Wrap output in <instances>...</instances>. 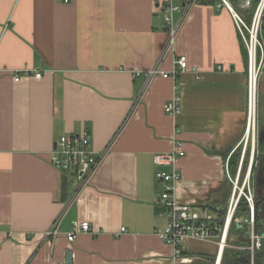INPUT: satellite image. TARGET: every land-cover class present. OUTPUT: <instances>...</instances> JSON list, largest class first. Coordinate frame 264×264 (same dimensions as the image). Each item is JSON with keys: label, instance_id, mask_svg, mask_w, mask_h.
<instances>
[{"label": "crops", "instance_id": "crops-1", "mask_svg": "<svg viewBox=\"0 0 264 264\" xmlns=\"http://www.w3.org/2000/svg\"><path fill=\"white\" fill-rule=\"evenodd\" d=\"M166 1L0 0V264H57L66 250L73 264H205L197 259L213 256L212 245L188 241L176 257L155 234L166 224L153 204L163 188L155 172L168 169L155 155L182 140L179 199L222 208L224 162L239 156L245 128L246 50L229 11L198 0L174 12L170 48ZM262 25L264 41V14ZM177 55L189 69L176 79L135 74L169 72ZM174 95L181 112L169 115ZM259 99L262 123L264 72ZM82 130L99 156L84 183L50 162L56 139ZM74 220L91 230L70 242ZM54 226L59 235L45 236Z\"/></svg>", "mask_w": 264, "mask_h": 264}, {"label": "built area", "instance_id": "built-area-1", "mask_svg": "<svg viewBox=\"0 0 264 264\" xmlns=\"http://www.w3.org/2000/svg\"><path fill=\"white\" fill-rule=\"evenodd\" d=\"M68 2L69 0H63ZM184 0H167L162 6L163 20L169 35V46H173L177 34V24L173 14L181 10ZM249 11V19L238 11ZM217 7L226 8L235 24L238 35L246 50V114L245 128L240 143L241 148L235 170L230 169L232 152L226 156L224 173L229 183V192L222 208L214 212L207 204H194L179 199L177 184L181 178L177 167L179 158L185 155L182 140L173 141V149L166 153L155 155V162L168 169H157L155 177L162 181V190L154 197L153 204L160 207L159 214L166 218L163 228H157L155 234L159 239L173 248V255L184 256L185 245L188 241H199L214 247L212 264H222L226 249L243 250L252 255L255 251L264 250V229L258 227L256 195L253 181L255 166L254 151L257 148L256 134L259 107V78L264 72V41L262 39V24L264 14V0H218ZM187 57L177 55L173 67L169 72L156 67L144 71H137V76L144 75L148 79L156 76L176 79L182 72L188 70ZM218 69H222L218 66ZM23 75L40 78L42 73L36 71H22ZM22 73L11 72L15 82L20 81ZM1 77V71H0ZM164 111L169 115L181 112L180 96L174 95L164 105ZM249 151V152H247ZM99 161L97 152L91 145L89 131L71 132L60 135L50 152L51 164L62 172H71L84 183L88 181ZM244 230L247 240L245 244L237 245L234 241L233 230ZM91 230L88 221L74 220L71 230L66 234L68 241H73L80 233ZM125 228L121 227L120 231ZM47 237L59 235L57 226L44 232Z\"/></svg>", "mask_w": 264, "mask_h": 264}, {"label": "flooded vegetation", "instance_id": "flooded-vegetation-1", "mask_svg": "<svg viewBox=\"0 0 264 264\" xmlns=\"http://www.w3.org/2000/svg\"><path fill=\"white\" fill-rule=\"evenodd\" d=\"M261 129H264V121L262 123L258 122L256 145L258 143V138L260 139V142L264 145V131L260 133ZM254 161L255 166L253 168L252 174L256 195V206L259 214L264 220V153L260 152L258 148H256L254 151Z\"/></svg>", "mask_w": 264, "mask_h": 264}, {"label": "trees", "instance_id": "trees-1", "mask_svg": "<svg viewBox=\"0 0 264 264\" xmlns=\"http://www.w3.org/2000/svg\"><path fill=\"white\" fill-rule=\"evenodd\" d=\"M201 3L204 4H209V3H215L218 0H198ZM257 2V0H253V3L255 4ZM235 7L238 9L239 12H241L242 14L245 15L246 19H249V11H245L242 9H239L237 4L234 2ZM263 27V25H262ZM237 160H238V156L237 158L232 155L230 158V165L232 166L233 169H235V166L237 164ZM263 219L261 217V215L259 214V212L257 213V222H258V227L260 228H264L263 223H262ZM233 234H234V243L237 245L240 244H245L247 242L245 236H244V230L243 229H239V230H233ZM245 252L243 250H239V249H233V248H228L226 249L225 253H224V257H223V262L222 264H244L241 261H235L236 258H238L239 256L244 255Z\"/></svg>", "mask_w": 264, "mask_h": 264}, {"label": "water", "instance_id": "water-1", "mask_svg": "<svg viewBox=\"0 0 264 264\" xmlns=\"http://www.w3.org/2000/svg\"><path fill=\"white\" fill-rule=\"evenodd\" d=\"M263 131L264 129H261L260 133H262ZM257 148L260 150V152L264 153V145L260 142L259 138H258ZM213 259L214 257L212 256L209 259L198 258L197 260L205 264H212ZM250 260H251V254L248 252L235 259V261H241L244 264H250ZM252 260H253V264H264V250L255 251L252 255ZM57 264H73L72 252L70 250H66L64 253V260Z\"/></svg>", "mask_w": 264, "mask_h": 264}, {"label": "rangeland", "instance_id": "rangeland-1", "mask_svg": "<svg viewBox=\"0 0 264 264\" xmlns=\"http://www.w3.org/2000/svg\"><path fill=\"white\" fill-rule=\"evenodd\" d=\"M261 100H262V98H261ZM260 102H261V101H260V99H259V104H260ZM236 158H237V157H236ZM229 165H230V163H229ZM235 167H236V166H235ZM230 169H231L232 172L235 170V169L232 168L231 165H230ZM262 223H263V226H264V220L262 221ZM263 229H264V228H263Z\"/></svg>", "mask_w": 264, "mask_h": 264}]
</instances>
